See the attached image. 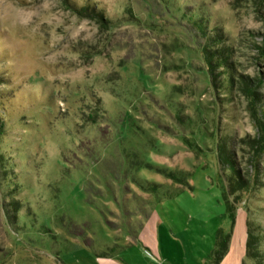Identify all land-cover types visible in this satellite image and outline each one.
I'll return each mask as SVG.
<instances>
[{
  "label": "rangeland",
  "instance_id": "rangeland-1",
  "mask_svg": "<svg viewBox=\"0 0 264 264\" xmlns=\"http://www.w3.org/2000/svg\"><path fill=\"white\" fill-rule=\"evenodd\" d=\"M68 1L0 0V264H264V0Z\"/></svg>",
  "mask_w": 264,
  "mask_h": 264
},
{
  "label": "trees",
  "instance_id": "trees-1",
  "mask_svg": "<svg viewBox=\"0 0 264 264\" xmlns=\"http://www.w3.org/2000/svg\"><path fill=\"white\" fill-rule=\"evenodd\" d=\"M65 1H66V3H68V5L71 8H73V9H75L77 11H80L74 5H72L68 0H65ZM82 9H84V8H82ZM85 10L86 11L90 10V8L89 7H85ZM79 13H81V12H79ZM262 127L264 129V122L263 121H262ZM258 244L259 243H258L257 236L252 232V229H251L250 225H248L247 241H246V253H247V256L255 257V253H257L256 251H258ZM220 245H221V250H220L221 253L220 254L222 256L223 253L225 252L227 246H226L225 242L221 243ZM221 256L218 257V261L221 259L220 258Z\"/></svg>",
  "mask_w": 264,
  "mask_h": 264
},
{
  "label": "crops",
  "instance_id": "crops-1",
  "mask_svg": "<svg viewBox=\"0 0 264 264\" xmlns=\"http://www.w3.org/2000/svg\"><path fill=\"white\" fill-rule=\"evenodd\" d=\"M150 257L155 261V255L152 254Z\"/></svg>",
  "mask_w": 264,
  "mask_h": 264
},
{
  "label": "built area",
  "instance_id": "built-area-1",
  "mask_svg": "<svg viewBox=\"0 0 264 264\" xmlns=\"http://www.w3.org/2000/svg\"><path fill=\"white\" fill-rule=\"evenodd\" d=\"M150 255H152V254L150 253Z\"/></svg>",
  "mask_w": 264,
  "mask_h": 264
}]
</instances>
